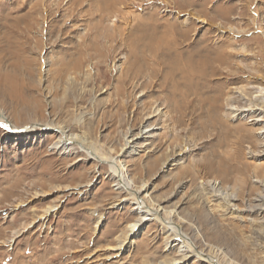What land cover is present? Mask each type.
I'll return each mask as SVG.
<instances>
[{
  "label": "rangeland",
  "instance_id": "rangeland-1",
  "mask_svg": "<svg viewBox=\"0 0 264 264\" xmlns=\"http://www.w3.org/2000/svg\"><path fill=\"white\" fill-rule=\"evenodd\" d=\"M261 24L264 0H0V111L19 127L0 123V241L26 227L10 247L0 243V264H161L179 255L155 219L115 249L139 216L134 202L114 206L124 193L109 166L56 150L59 134L33 122L61 125L118 158L136 186L147 185V202L172 212L222 264H264V144L227 100L243 107L241 90L264 86ZM198 49L224 60L189 86L181 79L175 93L165 77L173 53ZM155 107L152 135L142 137Z\"/></svg>",
  "mask_w": 264,
  "mask_h": 264
},
{
  "label": "bare ground",
  "instance_id": "bare-ground-1",
  "mask_svg": "<svg viewBox=\"0 0 264 264\" xmlns=\"http://www.w3.org/2000/svg\"><path fill=\"white\" fill-rule=\"evenodd\" d=\"M189 17H190V14H188L184 18V21L185 22H189ZM200 21L205 22V20H200ZM254 24H255V22H254ZM261 25H264V24H261ZM184 29H186V28H184ZM173 30H175V29H173ZM176 30H177V28H176ZM256 30L258 31V33H260L264 37V28L263 27L257 26ZM168 32H169V29H168ZM178 33H179V35L186 36L188 31L178 32ZM170 36H171V33H170ZM144 37H145V35H144ZM162 37H160L159 39H162L161 40V46L163 45V47L165 48L166 43H167V39H166L167 37H165V36L163 38ZM252 38H254V37H252ZM151 39H153V38H151ZM154 41L155 40H153V42ZM180 43L181 42H179V44ZM173 44H174V42H173ZM194 44H195L194 42L193 43L190 42L189 45L191 47V45H194ZM153 45L154 44H152V46ZM181 45H179V46H181ZM211 46H212V44H211ZM156 48H157V46H156ZM156 48H155V51H156ZM242 48H244V46ZM175 49H176V47H175ZM173 50H174V48H173ZM201 50H203V49H201ZM157 51H158V49H157ZM176 51H178V50H176ZM170 52H172V50ZM186 52L189 53V51H187V50H186ZM260 53H262V52H260ZM173 55H174V57H173V59L171 61V65L168 64L170 66V69L168 70V72H167L165 77L167 79H170L171 82L173 83L174 90H172V91H174L175 93H178L177 90H179L178 88H179V84H180L181 79H183L184 82H186L188 84V86H189V84H191V82H193L194 80H197V79L201 80V77H204L205 74H207L208 76H210V74H212V75L215 74L214 72H215V69H216L215 67L216 66H214V64L216 62L219 63V62H222L224 60V55L222 53H218L217 52L215 57H213L212 59H208V57L204 56L203 52H201L199 49L194 51V52H191L187 56L183 55L182 50L180 52H178V53H173ZM173 55H171V58H172ZM139 56H141V54ZM169 58L170 57H168V59ZM217 72L218 71H216V73ZM178 74H180V75H178ZM176 77H179V79L176 80ZM197 86H198V84H197ZM190 87H192V86H190ZM251 88H252V90H251ZM251 88H249L250 90L247 89V91H246V89H244L245 91L241 90L242 93H243L245 101H247V103H248L247 105H245L243 107L236 106L233 103H229V102H231V98L228 97L227 100H228V104L230 105V107H228V110H229L230 115L232 116V118H242L244 120L246 118H249V120H248V122H250L249 130L251 129V131H255L256 134L259 137H261V139L263 140V144H264V86L260 85V84L259 85H255L254 84ZM156 112H157V114H159L160 113V109L156 108L153 111H151L146 117H144L143 124H142L143 127H142L141 131H139L140 134H142L141 135L142 137H143V134H146V133L148 135H150V134L152 135V131L150 129H147L148 126H150L149 124H147V122H148V119L151 117V115L153 113H156ZM0 123L4 127H7L9 131L18 130V128H19V127L15 126V124H13V122L10 121L9 118H7V116L2 111H0ZM29 127L33 128V129H36V128L53 129L54 131H56L59 134V137H58L59 139L55 142V144H53L54 147L56 148V150L58 149V150H61L62 152H67V153L83 152L86 157H88L90 159H95L99 164L100 163L101 164H107L109 166V174L112 177H115V182H114L113 185L116 187L117 190H120V191H122L124 193L123 197H121L120 199L117 198L116 202H114V206H117V205H120V204H124L127 201H133L134 204H133V207H132L131 210L133 212H136V213L139 214V216H138V218L136 220H134L128 226H126L127 227L126 236H125L124 239L119 240L118 244H116L117 246L115 247V249H118V250L119 249L120 250L123 249L125 244L130 242V241H128L130 239L129 237L132 238L133 236H135V234L140 230V228L142 226L145 225V223L148 220L155 219L156 221H158L161 224V226L163 227L165 232L172 236V239L170 241L171 243L169 244V242H168L166 247L168 249H170L172 247L175 248L176 245L179 246V250L177 251L179 253L178 257L177 256L176 257L173 256L174 258H172V259H169V260H166V261H161L160 262L161 264H186V261L189 258H192V257H195L197 260L205 262L207 264H222L219 261V258L217 259V257L214 254H212L210 252H206L205 250L200 249L194 243V241L187 235V233L182 231V227L177 222H175L174 219L172 218V216H171L172 212L167 213V214L163 213L164 209H163L162 206H159V205L156 206V205H153V204H150V203L147 202V200H146L147 198H145L146 196L143 195V192L145 191V188H146L147 185L146 184H142V186H140V187L136 186L133 178H131L127 174L128 172H126V168L124 167L122 162L119 161L118 158L108 157V156L100 153V151H98L96 149V147L92 143L89 142V140L87 139L86 136L69 133L68 130H66L64 127H61V125L57 126V125H53L52 123L49 124V123H45V122H33V123L29 124ZM137 138H138L137 135L136 136L135 135L132 136V134H131V137H127L126 138L125 145L126 146H134V145H132V143L135 140H137ZM129 152H132V151H129ZM74 163L75 162H72L71 164H74ZM233 199H234V197H232L229 200V202L227 201V203H226L227 204L226 206L229 209H231V207H232L230 202L233 201ZM227 200H228V198H227ZM257 201H258V203L257 204L255 203L256 204V208L263 215L262 218H263V222H264V196H260L259 199H257ZM53 210H55V208H51L50 207V208H48L46 210V213H50ZM95 213H96L95 208H91L89 210V214L90 215H94ZM99 221H100V218H99ZM25 228L26 227H24V225H23L21 228L14 229V231L11 234V237L9 239L5 240V241H0V243L10 247L11 244L13 243V241L15 240V238L20 236L25 231L24 230Z\"/></svg>",
  "mask_w": 264,
  "mask_h": 264
}]
</instances>
